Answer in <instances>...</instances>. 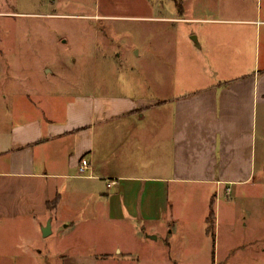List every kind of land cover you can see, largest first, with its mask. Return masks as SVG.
Returning <instances> with one entry per match:
<instances>
[{
    "label": "rangeland",
    "instance_id": "rangeland-1",
    "mask_svg": "<svg viewBox=\"0 0 264 264\" xmlns=\"http://www.w3.org/2000/svg\"><path fill=\"white\" fill-rule=\"evenodd\" d=\"M241 2L0 0V85L11 100L16 91L41 104L85 92L160 99L193 92L210 84L216 64L193 35L207 26L187 19L238 18ZM235 27L212 31L231 54ZM259 135V178L218 198L195 185L172 195L170 220L156 241L134 225L109 222L92 199L65 200L55 215L56 198L48 214L27 216L9 215L12 207L0 196V264H264V117ZM211 199L216 221L208 233ZM77 203L97 215L80 213ZM52 216L59 230L44 237Z\"/></svg>",
    "mask_w": 264,
    "mask_h": 264
},
{
    "label": "crops",
    "instance_id": "crops-1",
    "mask_svg": "<svg viewBox=\"0 0 264 264\" xmlns=\"http://www.w3.org/2000/svg\"><path fill=\"white\" fill-rule=\"evenodd\" d=\"M241 1V17L187 19L207 26L193 35L217 65L210 84L193 92L168 99L85 92L41 104L16 91L11 100L0 85V196L12 207L9 215H46L47 203L58 198L57 215L65 200L92 199L109 222L158 236L170 220L172 195L195 185L218 198L254 183L262 174L264 0ZM219 24L237 26L232 54L216 42ZM228 67L239 74L226 76ZM83 158L86 175L79 172ZM49 220L52 233L59 230Z\"/></svg>",
    "mask_w": 264,
    "mask_h": 264
},
{
    "label": "trees",
    "instance_id": "trees-1",
    "mask_svg": "<svg viewBox=\"0 0 264 264\" xmlns=\"http://www.w3.org/2000/svg\"><path fill=\"white\" fill-rule=\"evenodd\" d=\"M214 203H215V200H211L210 212H209V215L207 217V223H208L207 231H208V233L212 232L214 230V226H215L216 212L214 209Z\"/></svg>",
    "mask_w": 264,
    "mask_h": 264
},
{
    "label": "built area",
    "instance_id": "built-area-1",
    "mask_svg": "<svg viewBox=\"0 0 264 264\" xmlns=\"http://www.w3.org/2000/svg\"><path fill=\"white\" fill-rule=\"evenodd\" d=\"M90 168V163L88 161V159L86 158H83L80 162V165H79V172L82 174V175H86V173L88 172ZM113 183H111L110 185H112ZM230 192V189L227 190V193L229 194Z\"/></svg>",
    "mask_w": 264,
    "mask_h": 264
},
{
    "label": "water",
    "instance_id": "water-1",
    "mask_svg": "<svg viewBox=\"0 0 264 264\" xmlns=\"http://www.w3.org/2000/svg\"><path fill=\"white\" fill-rule=\"evenodd\" d=\"M194 39H195V41H197L196 37H194ZM51 225H52V220H49L47 222V225L42 227V230H43V233H44V237H47V236H49L52 233ZM151 238L153 240H156L157 236L156 235H151Z\"/></svg>",
    "mask_w": 264,
    "mask_h": 264
}]
</instances>
